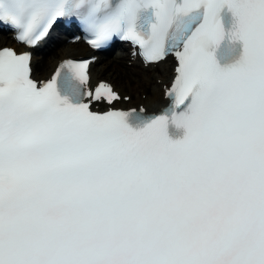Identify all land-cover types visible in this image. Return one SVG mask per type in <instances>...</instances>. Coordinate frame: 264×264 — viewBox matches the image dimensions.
<instances>
[{"label": "snow or ice", "instance_id": "6c2138e0", "mask_svg": "<svg viewBox=\"0 0 264 264\" xmlns=\"http://www.w3.org/2000/svg\"><path fill=\"white\" fill-rule=\"evenodd\" d=\"M57 28L171 61L167 103L0 47V264H264V0H0L26 49Z\"/></svg>", "mask_w": 264, "mask_h": 264}, {"label": "bare ground", "instance_id": "6f19581e", "mask_svg": "<svg viewBox=\"0 0 264 264\" xmlns=\"http://www.w3.org/2000/svg\"><path fill=\"white\" fill-rule=\"evenodd\" d=\"M10 43L8 40L0 36V47L7 46ZM81 50H85L81 44L65 45L57 43L53 49L44 53L36 52L33 57V67L38 76H45L55 61L64 56L84 55ZM99 64L97 62L91 69L93 80L104 79L111 82L114 87L122 94L131 97V103L126 106H133L135 97L145 94L144 100H140L138 104H143L147 109H154L162 103L160 88L166 82L169 65L161 66L155 69H143L137 64L130 67L124 64V59L100 55ZM168 79V78H167ZM160 81V84L157 83Z\"/></svg>", "mask_w": 264, "mask_h": 264}]
</instances>
